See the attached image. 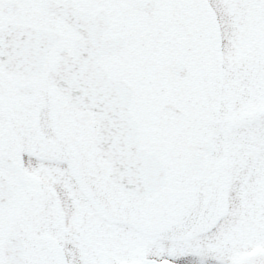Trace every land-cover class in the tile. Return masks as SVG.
<instances>
[{"label":"snow or ice","instance_id":"snow-or-ice-1","mask_svg":"<svg viewBox=\"0 0 264 264\" xmlns=\"http://www.w3.org/2000/svg\"><path fill=\"white\" fill-rule=\"evenodd\" d=\"M0 264H264V0H0Z\"/></svg>","mask_w":264,"mask_h":264}]
</instances>
